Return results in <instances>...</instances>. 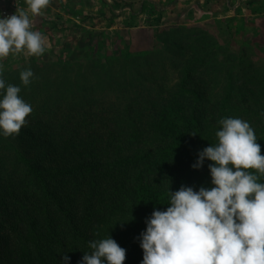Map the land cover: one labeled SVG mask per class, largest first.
<instances>
[{"label":"trees","instance_id":"obj_1","mask_svg":"<svg viewBox=\"0 0 264 264\" xmlns=\"http://www.w3.org/2000/svg\"><path fill=\"white\" fill-rule=\"evenodd\" d=\"M156 40L0 75L32 106L18 135H0V264H59L63 253L79 264L88 242L108 235L123 264H140L139 235L168 190L211 187V161L191 165L216 143L221 118L248 121L264 155V58L250 44L222 47L203 26Z\"/></svg>","mask_w":264,"mask_h":264},{"label":"clouds","instance_id":"obj_2","mask_svg":"<svg viewBox=\"0 0 264 264\" xmlns=\"http://www.w3.org/2000/svg\"><path fill=\"white\" fill-rule=\"evenodd\" d=\"M25 3L27 12L0 16V59L21 52L39 57L48 47L46 36L33 30L32 17L50 0ZM33 78L30 68L19 74L25 87ZM20 92V86L0 78V135L5 138L18 135L32 112ZM218 125L216 143L199 151L191 165L198 170L211 161V187L168 190L166 209L153 210L139 235L140 264H264V155L248 121L226 117ZM88 247L79 264H123L126 258V250L109 235L89 241ZM60 256L59 264H69L67 255Z\"/></svg>","mask_w":264,"mask_h":264},{"label":"crops","instance_id":"obj_3","mask_svg":"<svg viewBox=\"0 0 264 264\" xmlns=\"http://www.w3.org/2000/svg\"><path fill=\"white\" fill-rule=\"evenodd\" d=\"M22 5L27 12L25 0ZM156 15L158 21L151 22ZM32 19L33 30L46 36L48 47L65 39L71 50L102 48L106 52L127 41L130 46L129 39L145 32L210 21L217 24L218 37L220 32L231 33L247 42L248 37H264V0H50ZM54 32L63 37L53 36Z\"/></svg>","mask_w":264,"mask_h":264},{"label":"rangeland","instance_id":"obj_4","mask_svg":"<svg viewBox=\"0 0 264 264\" xmlns=\"http://www.w3.org/2000/svg\"><path fill=\"white\" fill-rule=\"evenodd\" d=\"M24 6L22 5V10H24L23 8ZM156 17V16H155ZM154 18V17H153ZM203 26L206 28L207 32H209L210 34L216 36V39L219 41V43H221L220 45L224 48H232V49H237L238 47L240 48L242 44H250L253 48V55L252 58L255 59V61H258V58L262 57L264 58V37L262 36V34L257 35L258 39L256 40V38L254 39V37L252 36V38L248 37V41L245 42V40L243 41L244 38L242 37H238L237 39L235 37H233V35L231 33H228L229 36H224L223 32H220V37H218L219 35V31H218V26L215 23V21H210L207 23H203V24H192V25H186V24H180V25H176V26ZM173 26V27H176ZM171 27V28H173ZM168 28V29H171ZM163 29H157L155 31H150V32H145L142 33L139 37V35H135L134 37L131 38V41L129 39V48L128 45L124 42V46L122 45H118L116 46H112V48L109 50L107 49L106 52H104V50L102 48H98V49H92L93 52H95L96 54H98L101 57H105L107 55H109L110 53H112L113 50H117L119 52V54L124 53L126 50H130V51H146V50H150L153 47L158 46L157 45V40H156V34L160 33ZM60 36V38L63 37V34L61 33H57L54 32L53 36ZM250 38V39H249ZM156 41V44L153 45L151 44V42ZM243 41L241 44L240 42ZM65 42L69 43V41L63 39L61 42H50L49 46L47 48V56L44 57L43 54L39 57L36 56H28L26 53H16V54H9L8 57L4 58V59H0V65H3V72L4 71H8V70H12L17 66V64L19 63L21 65L27 64L30 61H36L38 63L41 62H55V61H60V62H70L73 59H78V58H85L88 56L89 51L88 50H83V48L79 47L76 49L71 50L72 46L71 43L67 44V47L65 46ZM155 43V42H154ZM58 44V45H56ZM73 51V52H72ZM26 61V62H23ZM24 63V64H23ZM0 73V75L2 74Z\"/></svg>","mask_w":264,"mask_h":264},{"label":"built area","instance_id":"obj_5","mask_svg":"<svg viewBox=\"0 0 264 264\" xmlns=\"http://www.w3.org/2000/svg\"><path fill=\"white\" fill-rule=\"evenodd\" d=\"M22 10V0H0V16H10Z\"/></svg>","mask_w":264,"mask_h":264}]
</instances>
